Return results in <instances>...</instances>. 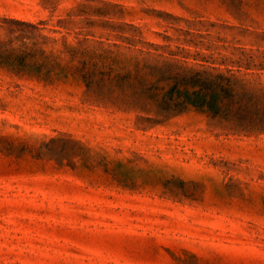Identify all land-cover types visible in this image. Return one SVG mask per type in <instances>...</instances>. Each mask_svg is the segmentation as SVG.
Instances as JSON below:
<instances>
[{"label": "rangeland", "instance_id": "1", "mask_svg": "<svg viewBox=\"0 0 264 264\" xmlns=\"http://www.w3.org/2000/svg\"><path fill=\"white\" fill-rule=\"evenodd\" d=\"M0 264H264V0H0Z\"/></svg>", "mask_w": 264, "mask_h": 264}]
</instances>
